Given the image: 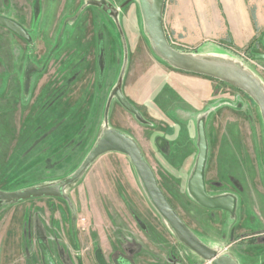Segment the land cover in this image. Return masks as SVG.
<instances>
[{"label":"rangeland","instance_id":"rangeland-1","mask_svg":"<svg viewBox=\"0 0 264 264\" xmlns=\"http://www.w3.org/2000/svg\"><path fill=\"white\" fill-rule=\"evenodd\" d=\"M87 1L0 0V15L25 32L0 26V189L66 177L97 140L125 46L113 17L85 6ZM107 1L120 9L128 48L123 92L150 122L142 124L115 98L110 125L138 141L171 204L205 243L225 248L240 264H264V246L253 236L264 231L259 107L215 78L184 73L177 83L174 73L162 75L172 68L152 51L138 2ZM170 41L180 50L239 57L264 80V60L250 55L258 52L254 46L238 53L219 44L198 48L179 38ZM166 93L176 111L162 121ZM202 120L209 143L206 187L212 195L237 197L233 216L202 207L188 191ZM68 193L75 214L51 197L0 209V264H49L50 258L54 264H145L138 261L141 244L156 250L160 264H208L172 235L126 155L101 156Z\"/></svg>","mask_w":264,"mask_h":264},{"label":"water","instance_id":"water-1","mask_svg":"<svg viewBox=\"0 0 264 264\" xmlns=\"http://www.w3.org/2000/svg\"><path fill=\"white\" fill-rule=\"evenodd\" d=\"M136 1L139 5L145 35L150 42L152 51L159 59L165 61L173 69L215 78L243 91L259 107L264 124V80L251 67L247 66L239 57H232L229 54L192 52L174 47L164 23L167 0ZM86 5L99 7L113 17L125 46V63L108 98L104 122L99 129L97 140L80 166L66 177L29 185L17 190L0 189V209L34 198L51 197L66 201L71 213L75 214L76 208L68 190L83 178L98 158L111 152L121 153L130 159L148 201L180 244L208 264H240L231 252L217 245L211 246L205 243L185 223L162 190L156 173L138 141L110 125L109 113L115 98L125 109L135 115L142 124L149 125L150 122L127 99L123 92V83L128 65V48L120 25V9L107 0H88ZM0 26L18 35H25L20 26L2 15H0ZM250 55L253 60H264V54ZM208 153L209 143L206 125L202 120L198 124V156L193 174L188 182V191L202 207L209 210H224L234 215L238 203L234 194L212 195L208 193L205 180ZM121 263L131 264L127 260H123Z\"/></svg>","mask_w":264,"mask_h":264},{"label":"crops","instance_id":"crops-1","mask_svg":"<svg viewBox=\"0 0 264 264\" xmlns=\"http://www.w3.org/2000/svg\"><path fill=\"white\" fill-rule=\"evenodd\" d=\"M164 23L170 40L179 38L186 45L199 48L207 43L219 44L238 53L254 46L258 48L257 54H264V0H167ZM172 69H164L161 74L174 73L177 83L181 81L180 78L186 77V72L176 73ZM152 92L148 99H154ZM168 94L161 101L166 104L165 118L158 117L162 121L173 119L176 111L175 102ZM255 238L256 243L264 246V231L256 234ZM141 245L144 248L139 252L138 261L145 264L164 262L162 257L155 255L156 250L153 253L149 246Z\"/></svg>","mask_w":264,"mask_h":264},{"label":"flooded vegetation","instance_id":"flooded-vegetation-1","mask_svg":"<svg viewBox=\"0 0 264 264\" xmlns=\"http://www.w3.org/2000/svg\"><path fill=\"white\" fill-rule=\"evenodd\" d=\"M227 214L229 215L230 213L227 212ZM230 216H233V215L230 214ZM254 236H256V234H255ZM49 258H50V257H49ZM49 264H54V262H53V260H51V258H50V262H49Z\"/></svg>","mask_w":264,"mask_h":264},{"label":"trees","instance_id":"trees-1","mask_svg":"<svg viewBox=\"0 0 264 264\" xmlns=\"http://www.w3.org/2000/svg\"><path fill=\"white\" fill-rule=\"evenodd\" d=\"M175 47V46H174ZM177 70V69H176ZM180 71V70H179ZM206 77H208V76H206ZM66 202V201H65ZM68 205V204H67ZM68 208H69V206H68ZM69 210H70V208H69ZM71 211V210H70Z\"/></svg>","mask_w":264,"mask_h":264}]
</instances>
